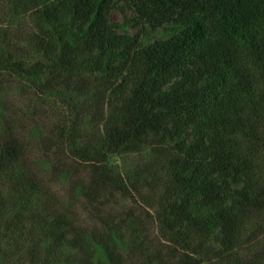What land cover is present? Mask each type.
<instances>
[{
  "label": "trees",
  "instance_id": "1",
  "mask_svg": "<svg viewBox=\"0 0 264 264\" xmlns=\"http://www.w3.org/2000/svg\"><path fill=\"white\" fill-rule=\"evenodd\" d=\"M0 6V264H264V0ZM14 87L64 102L69 127L30 126ZM61 144L86 165L90 225L45 181L72 176ZM117 194L145 211L104 213Z\"/></svg>",
  "mask_w": 264,
  "mask_h": 264
},
{
  "label": "rangeland",
  "instance_id": "2",
  "mask_svg": "<svg viewBox=\"0 0 264 264\" xmlns=\"http://www.w3.org/2000/svg\"><path fill=\"white\" fill-rule=\"evenodd\" d=\"M3 6H0V28L1 25L6 24L7 17L4 16ZM111 19L114 21L123 20V15L118 9L111 13ZM5 21V22H4ZM28 18H20L16 24L12 25V29L20 30L25 34L30 30ZM29 88L22 89L14 87L11 91V101L15 109L19 110V114L23 115L27 123L31 126L32 123L45 125L46 131L50 133H57L69 127L71 124L70 109L67 105L59 99L53 97L41 96L33 93ZM33 120H32V119ZM56 135V134H55ZM60 148H55L51 154L54 160L60 162V167L64 170L68 169L72 172V176L68 181L60 179L59 174H48L45 176V181L52 193H55L59 200H61L71 212L77 215V218L84 223L90 225L94 222V209L85 201L79 200L74 194V184L79 177L86 175V165L74 159L65 145L61 144ZM41 144L38 143L37 150H35L36 157H42ZM146 154H131V155H115L112 156L110 162L119 166L120 168L134 166L138 163H143ZM144 201L138 196H121L115 195L111 197L110 203L104 208V213H124L126 210L133 208L136 212L142 213L144 209ZM152 211V210H151Z\"/></svg>",
  "mask_w": 264,
  "mask_h": 264
}]
</instances>
